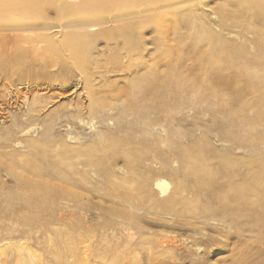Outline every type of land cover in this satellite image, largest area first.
Here are the masks:
<instances>
[{
    "label": "rangeland",
    "instance_id": "rangeland-1",
    "mask_svg": "<svg viewBox=\"0 0 264 264\" xmlns=\"http://www.w3.org/2000/svg\"><path fill=\"white\" fill-rule=\"evenodd\" d=\"M185 2V6L173 7L168 11L159 5L154 14L144 18L143 30L135 33L137 40L150 44L153 25L167 21L171 24V32L178 30L186 38L183 42L186 50L190 45L187 42L194 43L193 35L196 32L201 34L206 27L216 33L219 32L218 26H222L224 30L232 31L231 35H224L232 40L233 45V48L229 47L232 53L226 50L227 56L236 55L239 64L246 67L249 64L240 60L243 55L251 56V66H256L253 64L255 58L264 59V18L251 9V0ZM208 8L213 20L210 14H204L206 17L203 15L208 13ZM196 14H200L199 17ZM221 19L226 20L224 24ZM203 37L200 36L199 41L195 42L204 44L208 39ZM93 45L97 49H105L103 39L95 41ZM20 62L23 61L0 62V240L8 238L9 233L14 239L5 245L0 243V264H264V78H249L242 72L234 75L236 83L225 94V106L206 105L203 97L186 101L183 106L189 107V111H171V105H163L156 117L150 116L157 121L161 130L152 131L144 123L143 117H127L118 107L114 108L108 124L91 123L93 120L90 119L95 121L102 116L100 110L105 109L104 106L116 100V86L124 85L127 75L112 73L98 76L99 73L96 74V69L86 59L77 62V68L74 66L69 71L54 69L52 75L59 83L50 76L53 84L43 90L46 93H38L25 107L7 105L5 99L11 95L15 97L16 88L24 90L21 82L35 77L29 72V66ZM92 72L96 75L92 74L94 77L89 82L90 87L85 86V78L89 76L84 74ZM76 81L80 83L78 87ZM89 94L96 95L103 103L106 101L100 104L103 106L101 109L98 107L99 114H92L86 108V96ZM76 106H81L80 113ZM167 116H171L170 119ZM139 119L142 120L140 123ZM16 122L18 125L33 126L36 130L24 136L16 128ZM168 125L170 127H166ZM102 130L105 136L100 134ZM13 140L21 144L12 147ZM94 159L99 160L94 162ZM58 161L60 164H56ZM10 167L22 176L49 181L50 186L60 182L64 187L67 185L66 189L71 187L68 190L70 194L76 193L71 197L58 183L50 187L53 194L48 191L51 196H58L55 199L67 205L54 213H64L66 218L51 220L45 237L41 239L32 233L21 235L24 230L21 223L26 221L21 220L20 215L21 211L30 209L44 208L47 211L45 209L49 204L43 207L29 206L16 200L9 202L3 199L4 194L25 189L16 182ZM64 180L66 183L69 181L70 185ZM156 180L167 183V194L161 196L159 190L154 188ZM171 192L175 194L174 197L169 194ZM170 195L171 199L166 200ZM125 196H138L137 199L145 201L140 209L131 210L127 202L124 205L121 203ZM4 206H8L12 212H6ZM119 209L128 210L126 218L133 221L135 226L134 230H130L134 239L119 235L120 239H117L120 243L137 242L139 232H142L157 235L160 239H164L162 236L167 240L171 238L175 246L154 260L148 259L141 248H135L121 261L113 257L101 261L97 258V248L101 243L108 242L101 239L102 233L108 232L105 229L111 220L120 221ZM44 217L41 215L39 221ZM84 225L88 231H94L91 239L89 235L82 239L76 236L86 229ZM59 229H64V233L56 231ZM107 237L112 240L111 235ZM80 243L83 246L81 254L64 249L67 245L77 247ZM57 252L64 255L66 263L60 261Z\"/></svg>",
    "mask_w": 264,
    "mask_h": 264
},
{
    "label": "bare ground",
    "instance_id": "bare-ground-1",
    "mask_svg": "<svg viewBox=\"0 0 264 264\" xmlns=\"http://www.w3.org/2000/svg\"><path fill=\"white\" fill-rule=\"evenodd\" d=\"M147 1H143V0H0V62L8 63V62H14L16 60L19 61V59H21V61L23 62L20 63L21 64L23 63V65L24 63H26L27 66H29L28 68L31 69L30 71L29 69L26 71L31 72V74L35 76L34 77L33 75H31L34 77V79L28 81L24 80L25 81V82L23 81L24 83L21 82L22 84L21 88L24 90L16 88L14 93L15 97L14 95L7 97L5 99L6 104L9 106L14 105L18 107L23 105L25 107L26 105L29 104L31 100L36 98L38 93L40 94L44 92L43 90H47L46 89L48 88L47 86L53 84L51 83V78L54 76L52 75L53 74L52 71H54V69H60L61 71L63 70L69 71V69L74 68V66L78 64L77 62L81 60L85 61L86 59L90 61L89 65L92 64L94 69H96V74L99 73L98 76L99 75L107 76V74H112V73H118V74L124 73L127 75L126 78L124 77V80L126 79L124 85L116 86V94H115L116 100L110 99L111 100L110 103L112 104L108 103L109 106H104L106 107L105 109L104 108L101 109L102 105L100 106V104L103 102L100 100V98L98 99L96 95H94L96 97L92 96L91 94L86 96L87 98L86 100H88L86 104L87 105L86 108L92 114H99L98 113L99 112L98 107H99L101 109L100 115L104 116V117L100 116L98 118L100 120L97 119L94 121V119H90V121L93 120L91 121V123L93 122L97 125H99L100 123L108 124L109 120L112 118L111 115L115 110L114 108L118 107L121 109V112H123V115L127 117L134 116L137 119L138 118L142 119L143 117V120L145 121L144 123L147 124L149 129L152 131L154 130L157 131V130H161V128L157 125L158 124L156 123L157 121L154 120L153 118L157 116L156 114L158 110L161 111L163 105H167V106L168 104L169 106L171 105L172 106L170 107L171 111L176 109H179V111H189V109H187L189 107L183 106L186 105L185 104L186 101L194 100L196 98L198 99V97H203V99L206 102V105L208 104L212 106L214 105L225 106L227 104V101L225 99V94L230 90H232L234 84L236 83L234 79V75H237L239 72H242L241 74L244 73L243 75L246 76L248 75L249 78L250 77L264 78L263 57L255 58L253 64L255 63L256 66H251V59H249V57L251 56L243 55V57H240V60L242 62H247L249 64V65L247 64L248 66L246 67V65H243L241 63L239 64L238 60L235 58L236 55L233 54L235 57L227 56L226 52L229 51L230 53H232L231 50H229V47L231 49V47L233 48V45L230 42L232 40L226 39L224 35H229V34L231 35L230 33L231 30L226 31L224 30V28H222V26L221 27L218 26L219 30L217 31L219 32L216 33L210 32L209 30L206 29V27L203 28L201 34H198L196 32V34L193 35L195 39L194 43L191 44V42L190 43L187 42V44L190 45L188 46L189 48L185 46L187 48V49L185 48L186 50H184L183 47V42L186 40V38L178 30L177 31L173 30V32H171V30H169L171 24L170 22L168 23L167 21L164 22L160 21L157 22V24L153 25V29H152L153 31L150 32L152 33L150 36L151 37L150 44H147L149 42L143 44L142 40H140L139 42V40H137V36L135 35V33L137 32V30L139 31L143 30L144 18L147 17L148 15L154 14L155 11L158 10L159 5L160 7H164L168 11L171 10L173 7L175 8L182 7L185 6L186 4L185 2L186 0H157L156 3L152 1H148V2ZM251 9H253V11H255V13L259 17L264 18V0H251ZM206 11H208V13L207 12H206L207 14L203 13V15L205 14L208 16L210 14L209 8ZM199 15L197 16L196 14L197 17H199ZM197 19L195 17L196 21ZM225 21L226 20H223V24ZM233 33H235V31ZM171 35H173V37ZM200 36H204L203 39H208L207 42H205L204 44H201L200 42L199 43L195 42L196 40L199 39ZM99 39H103L105 41V49L102 48L97 49L94 47L93 45L94 42ZM140 39L142 38L140 37ZM242 40L244 41V39ZM235 44L237 45L236 42ZM218 49H221L222 51H217ZM107 52L108 54H105ZM75 68L77 67L75 66ZM29 72L27 73L28 75ZM56 74H58V72L55 73V75ZM92 74L95 73L92 72V73L84 74L86 76H89L87 78L84 77L85 86L90 87L89 82L92 80L91 78L94 77V75L92 76ZM55 79L57 81V78H54L53 80ZM53 80L52 82H55ZM97 80L98 79H96V81ZM77 81L75 82V84L78 87L80 83ZM110 82H112V80H110ZM57 83L59 82L57 81ZM56 94H57L56 96H58V93ZM81 106H76V108L79 109ZM165 108L170 109L166 106ZM190 109H194V108L191 107ZM79 113H80V109H79ZM176 113H180V112L176 111ZM151 115L153 116V118L150 117ZM140 119L138 121L139 123L142 121V120L140 121ZM166 119L167 118H165V120ZM17 122L15 124H17ZM166 127H170V125ZM16 128H19V133L23 134L24 136H27L30 133H34L36 130V128L33 126H24L23 124L21 125L17 124ZM165 130H167V128ZM100 134L104 135L103 130ZM96 137L98 136L96 135ZM20 144H21L20 141H16V140L11 141L12 147H18ZM25 145L28 146L27 143H25ZM96 159H94L93 161L97 162L100 158L97 161ZM57 163H59V161L56 162V164ZM91 163H89V165ZM100 164L98 162L99 166ZM93 168L94 167H92V169ZM9 170L10 173L16 179V182L19 185L23 186L25 189L21 191L16 189L9 192L8 194H4L3 199L9 202L16 200V202L20 204L29 205V206L31 205V206L43 207L44 204L46 203L49 204L48 208L45 209L47 211H44L43 210L44 208L35 209V210L30 209L27 212L21 211L23 215L22 214L20 215L21 220L26 221V223L20 222L22 224V227H24V230H22L21 235L27 236L32 233L33 235L35 234V236H37V239H41L45 237L48 224L51 222V220H64L66 218V215L64 213H60V212L54 213L56 210L65 208L67 206L66 203H64V201L63 202L58 201L60 199L58 200L55 199V198H59L58 196L57 197L53 196L54 197L53 198L50 194V192L52 191L50 190V187L53 186L55 187L57 183L59 184L60 182H57V180L59 181L61 177L56 180L57 183L55 185L50 186L48 180H51L52 178L48 180L46 179L48 182H45V180L43 181V179L40 180L41 178L38 179L33 177L22 176L17 172V170H14V168L10 167ZM97 171H101V170L97 169ZM102 172L104 171L102 170ZM53 175L55 176V174ZM98 178L100 179V174ZM65 180L64 183H66ZM67 183H69V181H67ZM52 184L54 183L52 182ZM59 185L62 186V183ZM58 187L59 186H57V188ZM65 187L63 189H66ZM70 188L67 187L66 191H68ZM154 188L159 190L161 196L167 194V190H168L167 183L164 180H156L154 184ZM63 189L61 188L60 191L63 192L64 191ZM149 189L150 188H148V190ZM152 190L154 189L151 188V191ZM47 191L49 194L47 193ZM60 191H58V193ZM69 192L70 191H68V195L70 194ZM73 193L74 192H71L70 194L71 197L74 196V194H76ZM169 194H173L172 197L175 196L173 192ZM75 196L77 197V195ZM135 197L133 198L132 196H125L122 198L121 203L124 205V203L127 202L126 204H129L131 210L140 209V207L142 206L145 200L143 201L141 200V198L137 199L138 196L136 198ZM168 198L171 199V195L170 197H167L166 200H168ZM164 201L165 199L163 200V202ZM8 206L6 207L4 206L3 209L6 212L8 211L12 212L10 211V209H8ZM127 211L128 210L124 211L119 209L117 213H119L120 221L115 222L114 220L110 219L112 222H110L107 228L105 227L106 228L105 230L108 232L104 231V234L102 233L103 237L100 236L102 237L101 238L102 240L108 241V242L104 241L105 243L103 244L101 243V241H99V243H101L100 245L99 243H97L99 245L96 251L98 254L97 258H100L101 261L102 259H108L109 257L110 258L113 257L115 260L120 259L118 261H121V258H124V256H126V254H128L132 250L134 251L135 248H141L140 250L141 251L143 250L145 252L144 254L148 257V259L150 258L151 260L152 259L154 260L156 256L160 255L164 251H167L170 247L175 246L174 241L170 240L171 238L167 240L164 236H162L164 239H160L158 238L157 235H155L156 237L153 235L154 236L153 237L150 236L148 233L145 234L142 232L141 234L139 232L138 240L136 239L137 242L134 241L131 242L130 239L128 238L130 242L127 243L125 242L126 239L125 238L123 240L126 244L120 243L118 239H120V236L122 235H124V237L125 236L130 237L132 239L133 237H131L132 233L130 232V230L133 228L135 229L134 222L126 218L128 217ZM41 215H45V217L44 219L39 221ZM113 217L116 218L117 216L116 217L113 216ZM106 219L108 220V218ZM84 227L86 226L84 225ZM101 227L103 228V226ZM86 229L84 228L83 231H80L79 235L76 236H79V238L81 239L88 235L90 237L92 234H93L92 236H94L93 230H92L93 232L92 231L90 232L88 231V227H86ZM56 231L59 232L60 234H63L65 230L59 229ZM98 231L97 234H99ZM108 234L111 235L110 239L112 240H109V237H107ZM98 236L97 239H100ZM91 237L89 239H91ZM117 237L119 238L117 239ZM86 238L88 239V237ZM13 240L14 239L12 234L9 233L8 238H3L2 240H0V243L2 242L1 244L5 245L13 242ZM81 244L82 243H80V245H78L77 247L67 245L64 247V249L67 251L81 254V247L83 248ZM82 252L84 251L82 250ZM57 254L59 255L60 261L66 263L64 255L61 252H57Z\"/></svg>",
    "mask_w": 264,
    "mask_h": 264
}]
</instances>
